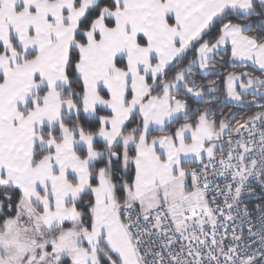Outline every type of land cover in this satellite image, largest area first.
<instances>
[{"label":"snow or ice","instance_id":"1","mask_svg":"<svg viewBox=\"0 0 264 264\" xmlns=\"http://www.w3.org/2000/svg\"><path fill=\"white\" fill-rule=\"evenodd\" d=\"M0 264H264V0H0Z\"/></svg>","mask_w":264,"mask_h":264}]
</instances>
